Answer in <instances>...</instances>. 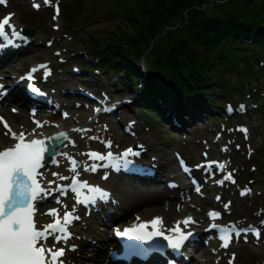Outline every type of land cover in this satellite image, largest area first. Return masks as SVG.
Returning a JSON list of instances; mask_svg holds the SVG:
<instances>
[{"label":"rangeland","instance_id":"obj_1","mask_svg":"<svg viewBox=\"0 0 264 264\" xmlns=\"http://www.w3.org/2000/svg\"><path fill=\"white\" fill-rule=\"evenodd\" d=\"M74 2L75 4L71 0H49L44 8L36 10H32L27 0H6L0 4V20L10 16L15 28L21 31L30 29L34 32V35L27 37L26 40L39 41L37 48H33L32 51L24 54L25 57L33 56L30 68L48 62L53 64V67L49 68L50 75H47L48 79L44 83V91L59 92L58 85H55L54 81L61 82L63 78L65 79L64 86L62 84L61 86L65 87V90L69 79L74 77L75 72H77L82 75V78L88 79L89 75L99 77L108 85L109 90L112 88L109 86L114 83L119 92H125L128 101L131 100L130 97L136 96V102L132 105L130 113L138 122V129L143 132L142 135L149 137V139L143 140L148 143H156L155 145L169 152L176 163L175 167L176 165L181 167L179 172L185 186L194 182L191 191L192 196L186 195L187 200L192 197L195 199L196 205L192 207L193 213L198 214L200 211L198 215L205 217L216 210L220 215V218L215 220L216 225L229 228L232 225L237 227L252 226L260 231V243H264V74L259 71L261 64L252 59L253 66H250L253 67L255 75L244 85L257 88L261 95L255 98L253 94V97L249 96V93H252L250 88H245V93H235L232 97V93L242 86L243 81L238 79V75L232 70L223 73L230 68L236 70L244 68L246 62H243V58L247 55L254 56L257 48L245 45L242 48H245L246 51L235 49L228 51L231 60L226 64H220L219 68L214 70L216 79L224 85L225 99L222 105L226 108L231 105L234 114L226 115L223 109V114H217L208 105L202 104L199 106L200 108L197 107L201 111L199 113L203 114L201 120L195 121V125L187 127L184 131L173 130L174 114L168 115V111L172 112L169 103L165 107L166 111L158 114L161 119L154 120L157 118L156 114L149 111L144 114L139 108V98L142 93L140 88L133 90L125 84L126 70L131 66L138 68L142 76L147 75L150 64L149 57L131 60L122 73L113 72L110 74L102 68L86 65V60L89 58L87 49L89 38L96 37L103 40L117 27L126 33H132L128 19L119 7L125 3H133L134 0H75ZM37 3L38 1L35 0V4ZM257 3L258 5L250 10H258L264 17V0H257ZM243 5H245L244 0H215L212 8L219 6V9L216 11L207 9H209L208 14H211L227 9L242 10ZM66 6L72 8L75 6L74 9L77 10L69 19L66 17ZM72 30L73 32H71ZM40 45H42L41 47L47 45L51 49L48 50V53H41ZM236 47L239 48V46ZM14 64L16 65V63ZM61 65L63 66L61 67ZM19 69V67L15 69L16 76L25 72V70L19 71ZM6 70L9 68L0 67V73L3 75L6 72L9 74V71ZM55 70L56 73L54 74ZM42 73L44 71L40 70L38 75ZM81 90L84 94L98 95L86 83L81 86ZM118 94L120 95V93L116 95ZM53 99L60 105L59 101H66L69 98L54 96ZM92 100L94 99L92 98ZM98 100H103L100 94ZM73 101L81 104L78 107L80 109H84V104L85 108L90 104L86 97L75 98ZM7 105L0 106V109ZM59 109L63 111L62 108ZM203 109L208 112L204 113ZM175 112L179 114L176 109ZM126 125L127 123H123L120 129L124 131L125 128H128ZM0 129H5L2 122H0ZM241 129L248 130L249 140L253 139V144L240 137L242 136L241 132H243ZM137 142H141L143 149L145 148L143 141L138 140ZM133 144L135 145L136 141ZM212 162L223 164L224 168L219 169L217 163ZM208 164H211V168L206 167ZM195 165L199 167V170L194 169ZM189 170L192 171L191 175H200V178L190 177ZM219 170H224L222 175H220ZM229 174H231L232 179H227ZM221 181L223 183H220ZM195 182L200 189L199 192L196 191ZM182 217H187V214L179 215V219ZM150 218L151 216L147 219ZM94 221L96 222L95 225L101 228L99 231L102 232L104 225ZM84 223L78 225L79 229ZM232 238H234L233 234ZM92 244L95 248L99 247V243L96 241H93ZM222 245L223 242L216 239L215 236L207 238L202 243V250L199 249L193 253L194 261L198 264H264V250L260 251L258 246L250 242H238V240L231 239L227 248ZM261 247L264 248V245ZM77 257L79 256L77 255ZM83 258L87 262L91 261L90 256L86 257L83 254ZM64 259L68 260V256ZM98 264H102V262Z\"/></svg>","mask_w":264,"mask_h":264},{"label":"bare ground","instance_id":"obj_2","mask_svg":"<svg viewBox=\"0 0 264 264\" xmlns=\"http://www.w3.org/2000/svg\"><path fill=\"white\" fill-rule=\"evenodd\" d=\"M36 1H38L37 4L39 8L34 7L35 0H27L32 10L44 8L47 4L45 0ZM10 24H12L11 19ZM15 29L21 33L19 29ZM12 39L13 44L12 47H10L12 49L0 56V67L9 68V70H6L9 71V74H7V72L4 75L0 73V85L3 86L0 88V106L8 104L4 106L5 108L0 109V117H3L16 132L21 130V125L23 126V130L31 131L33 128H36L34 121L46 122L43 128L37 129L38 132L43 133V137L40 138L51 137L63 130L70 133L71 141L64 145L61 153H66L68 157L78 162V179L80 181L90 180L96 184V186L110 194L109 198L102 201V203L86 209L90 212L87 218L86 214H81L79 210H77L78 203L76 202L77 199L74 192L67 191L62 194L63 196H57L55 198L53 196L60 193L56 192L54 195L52 194L53 190H60L58 185L67 186L66 184L68 181H71V178L75 175L69 170V159L63 155L55 158L59 161V166L51 163V160L45 162V167L41 170L45 175L41 182L42 186L48 189L49 194L37 203L36 206L39 211L36 213V219L42 223L50 222L52 218L41 215V212H47L49 209L53 208L59 209V214L61 216L66 210L67 212L77 214L79 217V219L74 220L77 225L73 224L74 221L68 225L69 232L71 233L70 238L66 241H61V243L56 246L57 248L63 247L67 249L65 255L61 257V259L65 261V264H98L99 262H102V264H124L115 263L114 259L110 256L111 252L119 251L120 249L115 238V230L119 228L123 231L125 228L131 227L136 223H147L149 220H153L156 217L162 218L163 221V226L159 228L160 231H164L166 228H174L179 222V226L184 232H193L197 235L198 238L192 244L191 253L188 256H182L180 261L182 264H198L194 261L193 252L201 249L202 243H204L207 238L215 236L216 239H218L217 229L211 227L212 224H216V219L210 218L209 215L205 217L203 215H198L200 211L198 214L193 213L192 207L196 205L195 199L192 197L190 200H187L188 197L186 196L188 194V196H192V187H189L188 184L185 186V188L188 186L187 189H182L184 183L182 176L179 174L181 167L178 165L175 167L176 163L168 151L158 147L155 145L156 143H148L143 140L149 139V137H144V135H142L143 132L138 129V122L130 113L131 107L136 102L137 97L127 96L131 98V100L128 101L126 100L125 92H119L114 83H112V86H109L112 87L111 90H109L108 85L99 77L89 75L88 79L82 78L81 74L75 72L76 75L69 79L65 90V87H62L64 86V78L61 82L54 81V84L58 85L59 91L54 96H59L61 98L68 97L69 99L66 101H59L61 103L60 105L56 103V101L51 102L50 105H52L53 108L50 112L45 110L40 111L41 107L37 106L39 107V111L34 113L32 107L35 102L26 94L28 84L31 83L40 89L41 92L50 96V94L43 89L45 87L44 83H46V79H48L47 76L45 77L44 73L40 75H38L39 71L34 73V79L31 81L26 78L33 68H30L32 65L30 62L33 60V56L25 57L24 54L29 53L33 48H37L39 46V41L21 40L15 37H12ZM41 46L42 45H40V47ZM45 46L40 48L41 53H48L50 51L51 48L47 45ZM14 63H16V65ZM44 65H47L48 68L53 67L51 62ZM62 66L63 65H61V67ZM17 67L20 68L19 71L25 70V72L21 74L22 76H16L17 73L15 69H17ZM55 73L56 70L54 74ZM22 77L24 78L21 79ZM10 82L13 84L16 83V85L11 88ZM85 83L98 95H93L91 93L84 94L81 90V86ZM117 93H120V95H116ZM99 94L103 99L102 101L98 100ZM82 97H86L90 101V104L86 106L88 109L85 108V104L84 109L78 108L81 104L73 101L75 98ZM92 98L94 100H92ZM48 104L49 99L42 108L48 106ZM56 104H58V106ZM169 104L172 112L168 111V115L172 116V113L174 114L172 122L173 130L177 129V131H184L187 127L195 125V121L201 120L203 114L199 113L201 111L198 110L197 107L188 106L179 110V115L175 112L176 108H174V102L170 101ZM57 107L62 108L63 111L61 109L57 111ZM106 107L113 110V113L106 111ZM165 107H167V105ZM97 108H100L101 111L97 112ZM13 109H16V111L13 112ZM122 109L123 111L121 112ZM202 111H204V113L208 112L206 109ZM64 112L67 113V117H65ZM123 123H127L126 127L129 128L127 132L120 129ZM73 129H86V131L78 132L73 131ZM5 131L6 129H0V146H5L12 142L4 135ZM241 134L242 136L240 137L253 144V139L249 140L248 133L241 132ZM92 137H96L97 139H93ZM32 138L35 137H29V139ZM138 140L143 141L145 145V151H142L138 159L147 166L153 167L152 169L156 172L153 178H143L140 183H129L126 182L124 178H120L122 175L118 173H113V175L110 176L106 173L105 176H102V171L95 174L94 171L90 169L88 171L84 170L86 165L103 163L102 161L93 163L96 160L90 159L86 153L97 152L105 154L111 150L120 151L121 149L132 147L134 145L133 143ZM107 141H111L110 148L106 146ZM107 171L112 173L111 170ZM219 171L220 175L224 172V170ZM53 172H58L69 179L59 180L57 177L52 176ZM195 177L200 178V175H195ZM50 180H54L56 183L49 185L48 181ZM247 197L250 196L247 195ZM57 200H59L60 203H57ZM182 214H187V217L179 219V215ZM150 216L151 218L147 219ZM138 217L139 219H137ZM188 217H191L192 221H195V223L189 222L188 226L185 227L183 221ZM94 220L104 225V228H102L104 230L102 232L99 231L101 228L95 225L96 222ZM83 222L85 223L81 229H79L78 225ZM237 228L243 229L248 228V226H239ZM79 234L81 235L80 237L78 236ZM164 234H169V232L164 231ZM233 235L234 238H232V240L250 242L258 246L260 251L264 250V248L261 247L264 243H260V239H257L251 231L248 232L247 235L241 233L239 237H236L234 233ZM93 241L99 243L98 248L93 246ZM51 242L52 237H49L47 242L48 246H51L49 245ZM73 246H75L74 250ZM188 249L189 246H186L183 249H179V251L185 253ZM83 254L86 257L90 256L91 261L87 262L84 260ZM203 254L205 255V253ZM77 255L79 257H77ZM66 256H68V260L64 259ZM169 257L168 255L166 260ZM156 261L163 262L165 258L157 255ZM134 264H138V261H135ZM146 264H154V259Z\"/></svg>","mask_w":264,"mask_h":264},{"label":"trees","instance_id":"obj_3","mask_svg":"<svg viewBox=\"0 0 264 264\" xmlns=\"http://www.w3.org/2000/svg\"><path fill=\"white\" fill-rule=\"evenodd\" d=\"M71 1L75 4V0ZM244 2L242 10L227 9L211 14L207 8L219 9V6L212 8L215 0L125 3L119 9L126 15L132 33L117 27L103 40L89 38L86 65L102 68L110 74L122 73L131 60L147 56L150 64L146 76L135 66L128 68L125 75L126 85L133 90L141 89L139 108L144 114L149 111L157 115L154 120H159L158 114L166 111L165 106L170 101L177 111L188 106L200 108L204 104L213 112L223 114L224 85L216 79L214 70L231 60L228 51H246L242 48L245 45L257 48L254 56L243 58L246 68H230L223 73L232 70L243 81L232 97L235 93H245V88L252 90L250 97L261 95L257 88L244 83L255 75L252 59L262 63L259 71L264 74V17L258 10H250L258 5L257 0ZM67 6L65 12L69 19L77 10L75 6Z\"/></svg>","mask_w":264,"mask_h":264},{"label":"snow or ice","instance_id":"obj_4","mask_svg":"<svg viewBox=\"0 0 264 264\" xmlns=\"http://www.w3.org/2000/svg\"><path fill=\"white\" fill-rule=\"evenodd\" d=\"M4 2L6 0H0V3ZM48 2L49 0H45V3ZM34 7L39 8V5L34 4ZM10 19L11 17L8 16L0 21V39H7L9 42H11L10 37L22 38L15 26L10 24ZM5 26L11 30L10 33L5 31ZM41 69H43L45 77L50 75V69L47 65H39L30 70L27 79L33 80V74ZM2 87L0 85V88ZM30 89L33 93L44 95L34 85H30ZM15 111L16 109H13V112ZM96 111L99 112L101 109L97 108ZM64 115L67 117V113ZM0 122L3 123L6 129L4 135L12 141L5 146H0V264H65V261L61 259L65 255V249L63 247L57 248L56 246L61 241H66L70 238L71 233L68 225L74 219H79V217H75L72 212L67 211L61 216L59 214L60 210L53 208L47 212H41V215L52 218L50 222L42 223L36 219V213L39 211L36 206L37 203L49 194L48 189L42 186L41 182L45 175L40 171L41 168L45 167V154L47 153L51 163L57 166H59V161L54 159V157L58 154L65 156L70 161L69 170L75 175L71 178V185L67 187L58 185L62 194L66 193L70 188L77 197L76 202L81 204L94 203L97 198L106 199L109 194L98 186L90 185L87 181H80L77 172L78 162L68 157L66 153L57 152L58 145L53 142L61 139L68 140L69 136L66 132H60L56 137L40 138L43 137V133L38 132L37 129L43 128L46 122L34 121L36 128L31 131L23 130L21 125L19 132L14 131L3 117H0ZM241 130L245 133L248 131L247 129ZM73 131L80 132L86 131V129H73ZM29 137L35 138L29 139ZM92 138L97 139L96 137ZM106 146L110 148L111 141H107ZM138 154L132 148H128L118 155H114L112 152L106 154L97 152L86 153L90 159L108 161L111 166L116 168L119 167V159L122 158L127 162V157ZM102 166L105 165H86L84 170L95 171L97 167ZM206 167L211 168V164L206 165ZM217 167L223 169L224 165L217 163ZM52 176L57 177L59 180L69 179L58 172H53ZM227 179H232L231 174L228 175ZM54 183H56L54 180L48 181L49 185ZM220 183L223 182L221 181ZM85 191L88 193L87 195H85ZM196 191L199 192L200 189L197 187ZM57 203H60V201L57 200ZM209 217L219 219V214L210 212ZM189 222L195 223L191 217H188L183 221L185 227L188 226ZM150 223L154 229H157L156 231L143 233L147 225L140 224L134 227H127L123 231L117 228L115 232L117 236H135L139 240H146L153 235L163 236L173 249H179L188 237L192 235L191 232L185 233L180 228L179 222L174 228L164 229L167 232L177 233L178 235L175 236L164 235V231L159 230L163 226L162 218L156 217ZM211 227L217 228L223 233L221 239L223 240L222 246L225 248L228 247L233 233L236 237H239L241 233L247 235L251 231L257 239L260 238V231L252 226L239 229L236 225H232L229 228L212 224ZM49 237H52L51 246H48L47 243ZM74 248L75 246H73V250Z\"/></svg>","mask_w":264,"mask_h":264},{"label":"water","instance_id":"obj_5","mask_svg":"<svg viewBox=\"0 0 264 264\" xmlns=\"http://www.w3.org/2000/svg\"><path fill=\"white\" fill-rule=\"evenodd\" d=\"M23 33H24L26 36H33V35H34V32H33L32 30H30V29H24V32H23ZM60 132H66V133L68 134V136H69V139H68V140H63V139H61V140H59V141H54V142H53L55 145H58V147H57V152H58V153H61L63 146H64L65 144H67L68 142L71 141V135H70V133H68V132L65 131V130L60 131ZM60 132H58V133L52 135L51 137H56ZM141 148H142V144H141V143H138V144L133 148V150H134L135 152H137V151H140ZM124 150H126V149H121L120 151H119V150H112L111 152L114 153V155H118V154H120V153H121L122 151H124ZM116 151H118V152H116ZM115 152H116V153H115ZM58 156H60V155L58 154V155H56L55 157H58ZM102 165H105L104 167H111V164L106 163V162H105V163H102ZM150 167H151V166H150Z\"/></svg>","mask_w":264,"mask_h":264}]
</instances>
